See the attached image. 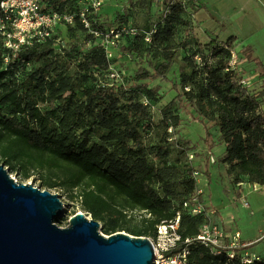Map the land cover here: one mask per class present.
<instances>
[{
	"label": "trees",
	"instance_id": "trees-1",
	"mask_svg": "<svg viewBox=\"0 0 264 264\" xmlns=\"http://www.w3.org/2000/svg\"><path fill=\"white\" fill-rule=\"evenodd\" d=\"M41 2L45 11L76 10L70 0ZM164 5L168 13L151 33L150 43L144 41L145 34L120 38L132 39L121 48L124 53L144 54L146 62L132 73L131 85L100 84L94 78V73L108 71L106 53L78 26L57 27L51 39L22 48L7 63L9 53L0 38V163L23 180L36 175L41 190L65 192L106 236L124 231L151 238L156 225L181 211L182 202L196 191L192 171L178 179L161 142L144 145V133L152 126L144 122L149 104L142 100L157 101L160 86L152 84L169 81L167 75L186 46L174 41L177 28L188 25L182 2L171 5L165 0ZM77 29L97 43L82 52L76 44L61 42L62 32ZM234 43L235 37L210 41L182 59L179 81L172 84L177 95L163 108L157 127L164 132L178 127L173 108H192L199 121L217 129L225 147L220 163L230 182L264 187V81L258 92L248 89L239 66L245 60L231 65ZM70 65L73 72L68 74ZM49 104L55 107L43 108ZM133 212L141 215L131 225L128 214ZM203 221L181 211L178 232L195 236ZM218 262L203 246L191 247L188 264Z\"/></svg>",
	"mask_w": 264,
	"mask_h": 264
},
{
	"label": "rangeland",
	"instance_id": "rangeland-1",
	"mask_svg": "<svg viewBox=\"0 0 264 264\" xmlns=\"http://www.w3.org/2000/svg\"><path fill=\"white\" fill-rule=\"evenodd\" d=\"M179 1L184 6L182 18L188 25L177 28L174 41L186 46L180 51L178 61L172 65L167 75L169 81L157 80L152 84L160 86L157 101L142 100L149 104L144 122L152 126L144 133V145L152 147L161 142L162 147L169 154L168 165L176 172L178 179L186 178L187 170H191L192 173L197 172L195 194H200V201L209 211L210 220L225 231L238 232L244 243H252V246L248 248L250 252L264 254V239H261V235L264 234V189L254 190L246 183L234 185L230 182L225 167L220 163L225 147L219 140L217 129L210 123L205 125L199 121L194 110L187 106L182 110L173 108V114L180 118L178 127L169 126L165 132L157 127L158 122L163 118V108L177 95V90L172 89V84L179 81L178 65L184 57L198 48L203 49L210 41L221 43L227 42L230 37H235V62H239L241 58L245 60L239 63L240 68L245 70V85L251 92L261 90L262 81H264V0ZM70 3L72 9H79L84 2L70 0ZM164 3L165 0H105L100 10L101 23L104 28H116L126 24L138 30L139 34H151L157 29L164 16ZM59 38L64 44H76L82 52L97 43L94 40L92 43L89 42L84 33L78 29L69 31L67 34L62 32ZM131 42L130 38L119 40L106 52L108 71L93 74L100 84L131 85L132 73L139 66L146 67L144 54L124 53L121 50ZM203 56L207 61L210 58L208 53ZM201 57L198 55L195 58L199 67L203 62ZM28 71L29 69H25L24 73ZM72 72L73 66L70 65L68 74ZM23 75L21 72L18 78H22ZM203 77L201 75L198 78L200 83H203ZM53 107L55 104H49L43 108ZM262 112L264 113V104ZM190 154L194 156L191 161L188 160ZM154 161L156 162L157 159L155 158ZM4 168L15 181L40 187L36 175L23 180L17 173L7 167ZM41 191H48L59 196L65 209L63 216L55 222L59 227H66L69 218L79 212L91 219L82 210L79 202L69 199L65 192L58 189ZM140 215L139 212L128 214L131 225L138 222ZM100 227L99 224L98 231L103 234Z\"/></svg>",
	"mask_w": 264,
	"mask_h": 264
},
{
	"label": "water",
	"instance_id": "water-1",
	"mask_svg": "<svg viewBox=\"0 0 264 264\" xmlns=\"http://www.w3.org/2000/svg\"><path fill=\"white\" fill-rule=\"evenodd\" d=\"M57 194L15 181L0 165V264H153L146 237L99 233V223L79 212L68 225Z\"/></svg>",
	"mask_w": 264,
	"mask_h": 264
},
{
	"label": "built area",
	"instance_id": "built-area-1",
	"mask_svg": "<svg viewBox=\"0 0 264 264\" xmlns=\"http://www.w3.org/2000/svg\"><path fill=\"white\" fill-rule=\"evenodd\" d=\"M105 0H83V6L71 12L45 11L41 0H1L0 1V38L9 53L5 63L14 59L24 47L43 43L51 39L59 26H78L95 38L105 53L115 46L123 36H136L138 30L122 24L116 28L100 29V10ZM179 0H168L174 4ZM163 4V9H164ZM168 13V8L164 11ZM144 41L150 43V33ZM235 64L232 55L231 65ZM192 154L188 160H193ZM195 180L197 172L192 173ZM242 185V184H240ZM246 185H250L247 184ZM254 190L264 189L251 185ZM247 207V204H245ZM181 211L190 216H202L204 221L197 235L182 237L179 232ZM181 211L175 212L169 220H163L155 228V234L149 238L154 249L153 264H188L190 249L193 245L203 246L207 252L219 258L218 264H264V254L248 250L252 243H244L238 232L225 231L210 220V213L200 201V194H192L181 204ZM264 239V234L261 235Z\"/></svg>",
	"mask_w": 264,
	"mask_h": 264
}]
</instances>
